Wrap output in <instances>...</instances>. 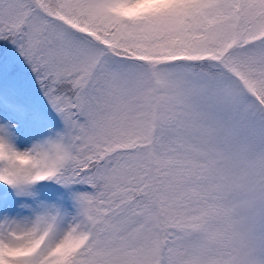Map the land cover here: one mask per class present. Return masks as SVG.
<instances>
[{"label":"snow or ice","instance_id":"6c2138e0","mask_svg":"<svg viewBox=\"0 0 264 264\" xmlns=\"http://www.w3.org/2000/svg\"><path fill=\"white\" fill-rule=\"evenodd\" d=\"M0 264H264V0H0Z\"/></svg>","mask_w":264,"mask_h":264}]
</instances>
